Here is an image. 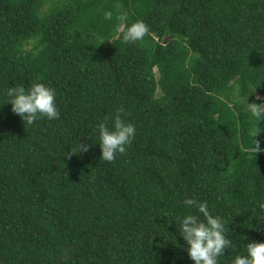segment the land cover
I'll use <instances>...</instances> for the list:
<instances>
[{
    "label": "trees",
    "instance_id": "1",
    "mask_svg": "<svg viewBox=\"0 0 264 264\" xmlns=\"http://www.w3.org/2000/svg\"><path fill=\"white\" fill-rule=\"evenodd\" d=\"M139 20L149 33L123 43ZM34 82L58 120L5 103ZM246 100L264 102V0H0V264H193L185 198L228 221L220 264L264 242V121ZM121 108L137 133L105 162L96 125Z\"/></svg>",
    "mask_w": 264,
    "mask_h": 264
},
{
    "label": "clouds",
    "instance_id": "2",
    "mask_svg": "<svg viewBox=\"0 0 264 264\" xmlns=\"http://www.w3.org/2000/svg\"><path fill=\"white\" fill-rule=\"evenodd\" d=\"M104 19L111 21V11L104 12ZM121 21H126L125 16H120ZM149 33L148 25L142 21L128 24L121 33L123 43H135L143 41ZM7 104H11L14 114L20 116L25 124L33 125L39 119L49 121L58 120L60 112L56 102L55 89L44 83L34 82L30 87L22 85L10 87L6 90ZM248 100V99H247ZM247 111L258 122L264 121V102L247 103ZM4 103V104H5ZM123 109H117L113 116L106 117L104 122L96 125V135L101 149L100 160L114 162L118 155L127 152L135 139L137 129L130 122L122 118ZM111 120L109 125L108 120ZM258 132L253 133V137ZM89 146L79 142L71 154L87 152ZM255 150L259 151L256 143ZM186 212L175 217L179 224V233L186 242V252L193 264H220L222 257L228 249L232 248V239L229 238L228 221L226 218L214 215L207 202H201L195 198H185L182 202ZM195 209V212L192 211ZM260 211L264 213V204L260 205ZM258 222L264 223V215L254 216ZM230 264H264V242H249L243 246L242 253H236L231 257Z\"/></svg>",
    "mask_w": 264,
    "mask_h": 264
},
{
    "label": "rangeland",
    "instance_id": "3",
    "mask_svg": "<svg viewBox=\"0 0 264 264\" xmlns=\"http://www.w3.org/2000/svg\"><path fill=\"white\" fill-rule=\"evenodd\" d=\"M30 48V47H29ZM258 100H260V98L259 97H256Z\"/></svg>",
    "mask_w": 264,
    "mask_h": 264
}]
</instances>
